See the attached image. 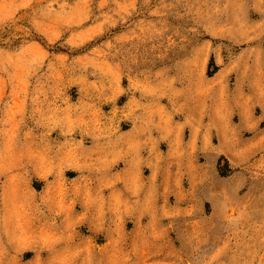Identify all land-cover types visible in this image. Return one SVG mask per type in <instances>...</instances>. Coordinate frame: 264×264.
<instances>
[{"label":"rangeland","instance_id":"1","mask_svg":"<svg viewBox=\"0 0 264 264\" xmlns=\"http://www.w3.org/2000/svg\"><path fill=\"white\" fill-rule=\"evenodd\" d=\"M0 264H264V0H0Z\"/></svg>","mask_w":264,"mask_h":264},{"label":"bare ground","instance_id":"2","mask_svg":"<svg viewBox=\"0 0 264 264\" xmlns=\"http://www.w3.org/2000/svg\"><path fill=\"white\" fill-rule=\"evenodd\" d=\"M71 166V165H70ZM47 176V175H46Z\"/></svg>","mask_w":264,"mask_h":264}]
</instances>
